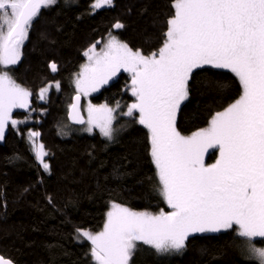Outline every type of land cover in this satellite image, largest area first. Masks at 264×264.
<instances>
[{"label":"trees","instance_id":"1","mask_svg":"<svg viewBox=\"0 0 264 264\" xmlns=\"http://www.w3.org/2000/svg\"><path fill=\"white\" fill-rule=\"evenodd\" d=\"M94 1L57 0L42 7L29 27L20 62L7 69L0 65L31 93L28 111L13 116L19 128L10 125L0 142V256L14 264H95L93 245L77 229L101 232L113 204L135 212L171 211L160 193L146 128L133 123L112 143L98 133L59 134L85 53L113 35L150 55L162 46L166 22L174 14L173 0H114L100 10L93 9ZM117 22L123 27L115 28ZM57 82L59 88L42 101L41 90ZM188 87L176 124L184 136L208 127L212 116L242 92L234 73L209 67L195 70ZM91 102L125 112L136 102L131 77L122 73ZM33 132L38 135L32 137ZM41 144L48 172L34 150ZM216 156L214 151L208 163ZM243 242L233 230L191 235L181 252L158 254L141 243L130 264H260L245 255Z\"/></svg>","mask_w":264,"mask_h":264},{"label":"snow or ice","instance_id":"2","mask_svg":"<svg viewBox=\"0 0 264 264\" xmlns=\"http://www.w3.org/2000/svg\"><path fill=\"white\" fill-rule=\"evenodd\" d=\"M55 3L0 0V65L18 62L31 22L42 7ZM111 4L112 0H96L94 7ZM173 8L157 51L144 55L110 36L105 50L97 53L93 45L85 53L91 63L82 66L75 82L87 94L108 83L121 68L132 74L136 102L124 115L138 112V123L149 130L160 193L172 209L152 214L113 204L103 231L77 229L93 245L96 264H130L137 242L158 254L181 252L190 235L233 226L249 243L254 237L264 238V0H173ZM114 27L123 25L117 22ZM204 66L230 70L242 92L212 116L208 127L184 136L176 127L177 111L189 97L194 70ZM50 67L57 70L55 63ZM30 95L0 71V140L9 121L13 126L18 123L12 119V109L27 107ZM70 107L75 110L77 105ZM73 119L84 123L82 118ZM113 119L107 106L89 107L88 122L109 139ZM209 148H217L219 158L205 165L202 157ZM36 155L49 170L42 144ZM250 250L264 264V248ZM0 264L11 262L0 257Z\"/></svg>","mask_w":264,"mask_h":264},{"label":"rangeland","instance_id":"3","mask_svg":"<svg viewBox=\"0 0 264 264\" xmlns=\"http://www.w3.org/2000/svg\"><path fill=\"white\" fill-rule=\"evenodd\" d=\"M56 2H57V0H56ZM95 3H96V0L94 1V4H93V9L94 10H100V9H103V8H107V7H110V6H112L113 5V3H114V0H112V4L111 5H105V6H102V7H100V8H96V7H94V5H95ZM28 30H29V28H28ZM27 34H28V31H27ZM113 36V35H112ZM116 37V36H115ZM117 38V37H116ZM110 39V37H108V39L104 42V44L103 43H101L100 45H101V47H99V48H97V47H95V51L97 52V53H100L102 50H105V47H106V44H107V42H108V40ZM118 39V38H117ZM119 40V39H118ZM25 41H26V39L24 40V43H25ZM23 43V44H24ZM22 44V45H23ZM22 48L23 47H20V53H21V55H20V59L18 60V62L16 63V64H18L19 62H20V60H21V58H22ZM89 51V50H88ZM85 57H86V62L84 63V65H88V64H90L91 63V61H89V59H88V56H86L85 55ZM16 64H12V65H7V66H4V65H2V66H4L5 67V69H7V67H9V66H13V65H16ZM83 65V66H84ZM205 67H209V68H213V67H211V66H204L203 68H205ZM216 69V68H215ZM197 70V69H196ZM219 70H224V71H229V72H231L230 70H228V69H219ZM81 71H82V68H81ZM80 71V72H81ZM195 71V70H194ZM122 73H126V74H128L130 77H131V79H132V74L130 73V72H128V71H125L123 68H121L117 73H116V75L115 76H113L109 81H108V83H106V84H104V85H101V86H99L98 87V89L96 90V91H88V93L87 94H85V93H83V92H81V91H79L78 89H77V87H76V79L78 78V76L76 77V79H75V81H74V90H75V94L76 95H81L82 96V98H83V103H82V111H83V113H84V115H85V117H86V124L84 125V126H81V127H77V126H74V125H72L70 122H69V120H68V118H67V114H68V111H69V109H70V106H71V102H72V100L70 101V103L68 104V103H65L64 105H65V110H67L66 111V115H64V117H63V119L61 120V123H60V125H59V134H60V136H62V137H64V138H68V137H71V136H74V135H93V134H95V133H98V134H100L104 139H106L109 143H112V142H114L115 140H117L124 132H126L130 127H131V125L133 124V123H135V124H137V125H140V126H142V127H144V128H146L144 125H141L140 123H138V120H139V113L138 112H135L132 116H127V115H124V113H126L127 111H128V109L125 111V112H121L120 113V111H119V108H112V107H109V106H107V105H105V106H107L108 108H110V109H112V116L114 117V119L112 120V128H113V134H112V138L111 139H109V138H107V137H105L103 134H102V132L100 131V128L95 124V123H92V124H90L88 121H89V107L90 106H95L96 108H99L101 105H94L92 102H91V97L92 96H94V95H96V94H98L105 86H107V85H109V84H111L112 82H114L115 80H117L118 79V77L122 74ZM53 88H56V89H58L57 87H56V85H49V86H47L45 89H47V91H44L43 92V94L40 92V98H41V95L43 96V98H41V100L42 101H45V99H47L48 98V96H49V94H50V92L52 91V89ZM30 98H31V95L28 97V104H27V107H25V108H14V109H12V119H14V114H15V112H17V111H28V109L30 108V104H31V100H30ZM135 99H136V97H135ZM186 101V100H185ZM184 101V102H185ZM184 102H182V104L184 103ZM182 104H181V106H182ZM181 108V107H180ZM179 111H180V109L177 111V116H176V124H177V119H178V115H179ZM125 118V121H122L121 120V118ZM15 120V119H14ZM10 125H12L11 124V121H9L8 122V125H7V127H6V129H5V133H4V138H5V134H6V132H7V129H8V127L10 126ZM13 126V125H12ZM13 127H15L16 129L17 128H19V125H18V123L15 125V126H13ZM177 127V126H176ZM147 129V128H146ZM148 130V129H147ZM149 131V130H148ZM4 140V139H3ZM3 140H0V142H2ZM34 150H35V152L37 153V151L39 150V146L38 145H36L35 146V148H34ZM45 151V150H44ZM214 151H217V156H216V159L212 162V163H208V159H209V157H210V155L214 152ZM46 157V156H45ZM45 157H44V161H45ZM219 158V151H218V149L217 148H209L204 154H203V157H202V159H203V162H204V164L205 165H212V164H214L215 162H216V160ZM39 161V160H38ZM40 162V161H39ZM41 164V163H40ZM42 165V164H41ZM43 167V166H42ZM156 168V167H155ZM45 170V169H44ZM157 170V169H156ZM46 171V170H45ZM49 170H47V172H48ZM164 198V197H163ZM164 201H165V199H164ZM166 202V201H165ZM167 204V203H166ZM168 205V204H167ZM169 207V206H168ZM170 208V207H169ZM170 210L172 211V209L170 208ZM106 220H107V217H106ZM106 223V222H105ZM104 229V228H103ZM234 230V232H235V235H237L238 236V234H237V231H238V226H233V228H231V229H227V230H221V231H219V232H204V233H194V234H192V235H195V234H218V233H223V232H229V231H233ZM103 231V230H102ZM191 236V235H190ZM238 237H240V236H238ZM240 238H242L243 240H244V242H243V249H244V251H245V255H247V257L248 258H250V259H252V260H255L256 262H258V263H260V258L258 257V256H256L255 254H253L252 252H251V250H250V248H251V246H254V247H256V248H264V245H262L261 243H257V242H263L264 241V238H261V237H254V238H252V240H251V243H249V241L246 239V238H244V237H240ZM141 243H143V242H137V246H138V244H141ZM144 244V243H143ZM149 246V245H148ZM151 247V246H150ZM137 248V247H136ZM136 250V249H135ZM135 252V251H134ZM132 257H133V255H132ZM132 257H131V260H132ZM131 260H130V262H131ZM95 262V261H94ZM95 264H96V262H95Z\"/></svg>","mask_w":264,"mask_h":264},{"label":"water","instance_id":"4","mask_svg":"<svg viewBox=\"0 0 264 264\" xmlns=\"http://www.w3.org/2000/svg\"><path fill=\"white\" fill-rule=\"evenodd\" d=\"M35 19V18H34ZM33 19V20H34ZM79 96V100L76 99V97ZM82 103H83V98L81 95H74V97L72 98V102H71V105L72 104H76L77 107L75 110H73L71 107L68 111V114H67V118L69 120V122L74 125V126H77V127H81V126H84L86 124V117L82 111ZM73 117H77V118H82L84 120V123L81 124V123H77L75 121V119H73ZM2 257L5 261H10L11 264H14L11 260L9 259H6L4 258L3 256H0Z\"/></svg>","mask_w":264,"mask_h":264},{"label":"flooded vegetation","instance_id":"5","mask_svg":"<svg viewBox=\"0 0 264 264\" xmlns=\"http://www.w3.org/2000/svg\"><path fill=\"white\" fill-rule=\"evenodd\" d=\"M32 22H33V21H32ZM32 22H31V23H32ZM23 43H24V41H23ZM23 45H24V44H23ZM23 45H21V47H23Z\"/></svg>","mask_w":264,"mask_h":264}]
</instances>
